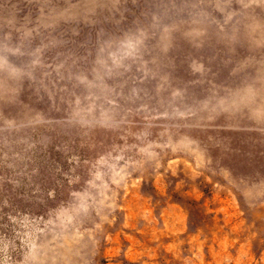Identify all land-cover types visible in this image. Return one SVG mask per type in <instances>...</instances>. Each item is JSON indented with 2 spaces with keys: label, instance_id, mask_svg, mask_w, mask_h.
Wrapping results in <instances>:
<instances>
[{
  "label": "rangeland",
  "instance_id": "1",
  "mask_svg": "<svg viewBox=\"0 0 264 264\" xmlns=\"http://www.w3.org/2000/svg\"><path fill=\"white\" fill-rule=\"evenodd\" d=\"M0 264H264V0H0Z\"/></svg>",
  "mask_w": 264,
  "mask_h": 264
}]
</instances>
